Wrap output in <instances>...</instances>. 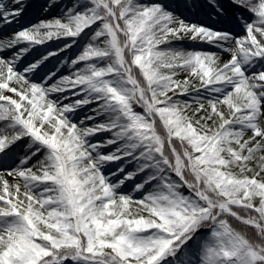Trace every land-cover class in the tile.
Segmentation results:
<instances>
[{
  "label": "snow or ice",
  "instance_id": "1",
  "mask_svg": "<svg viewBox=\"0 0 264 264\" xmlns=\"http://www.w3.org/2000/svg\"><path fill=\"white\" fill-rule=\"evenodd\" d=\"M0 264H264V0H0Z\"/></svg>",
  "mask_w": 264,
  "mask_h": 264
}]
</instances>
